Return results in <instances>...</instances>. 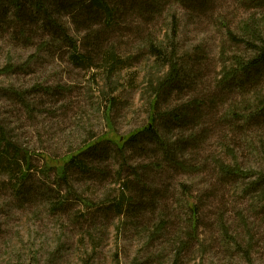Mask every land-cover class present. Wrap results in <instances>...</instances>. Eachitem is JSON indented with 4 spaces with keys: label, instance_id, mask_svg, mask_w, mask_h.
I'll return each instance as SVG.
<instances>
[{
    "label": "rangeland",
    "instance_id": "obj_1",
    "mask_svg": "<svg viewBox=\"0 0 264 264\" xmlns=\"http://www.w3.org/2000/svg\"><path fill=\"white\" fill-rule=\"evenodd\" d=\"M111 1L114 24L103 17L88 29L61 14L76 51L42 49L40 23L18 27L11 13L0 23V70L15 66L0 74V143L10 144L0 147V264H264V189L219 166L235 164L236 153L243 172L264 169L246 143L262 149L264 128L236 129L229 119L264 85L246 98L221 86L249 55L247 43L264 40V2ZM173 63L183 82L165 88ZM180 110L187 120L170 124ZM153 116L172 161L145 140L80 156L64 177L47 165ZM123 190L152 206L120 216L113 204Z\"/></svg>",
    "mask_w": 264,
    "mask_h": 264
},
{
    "label": "trees",
    "instance_id": "obj_2",
    "mask_svg": "<svg viewBox=\"0 0 264 264\" xmlns=\"http://www.w3.org/2000/svg\"><path fill=\"white\" fill-rule=\"evenodd\" d=\"M185 2L186 0H180ZM196 3L198 0H187ZM264 2V0H252V2ZM117 8L114 2L111 0H0V23L3 26L5 19L10 15V20L15 22L18 27L20 23L29 21L30 23H40V30L43 32L41 48H48L49 46H55L56 44H66L68 47L77 50V42L69 34L66 27L61 23V14L65 13L66 16L72 18L74 23L82 21L88 29H91L96 22L100 21V18L107 19L108 24L115 23ZM26 17V18H25ZM22 31L26 35L27 31L22 26ZM18 32V31H17ZM247 49L249 55L245 58L239 59L237 65L230 69L223 77L221 86L223 91H235L240 97L246 98L248 94L257 91L264 85V40L247 43ZM77 59L82 57L74 55ZM173 57V55H171ZM15 66L8 65L0 70V74H9L13 72ZM182 69L179 64L173 63L171 65V73L164 81V87H175L183 82ZM163 88V89H165ZM256 101L252 102L247 100L243 102L242 108H236L229 115L231 123L236 129L250 128L252 126L260 125V129L264 128V95L259 94L258 97H254ZM157 96L151 104L153 112L157 106ZM188 118L187 112L174 111L169 115L170 124H183ZM156 117H151L150 123L125 137H118L117 135L105 134L98 140L89 143L76 155L71 154L65 156L61 161L54 162L52 160L47 161V165L58 171V174L64 177L67 174L69 168H80L82 162L80 156H88L89 158H98L104 153V146L112 147L115 152L124 153L128 146L135 144L136 146L150 140L157 145L161 153L166 157H170L169 161L173 159V152L169 151L172 147L166 143V136L159 133L156 129ZM166 124V123H165ZM164 124V125H165ZM166 126V125H165ZM247 145L254 151L253 154L264 157V143L262 149L258 147L255 140L246 139ZM169 145V146H168ZM4 147V150L9 149V143L2 141L0 147ZM175 151H180L177 149ZM235 164L227 165L224 162L219 166L225 170V174L243 176L253 178L252 186L260 191V188L264 189V169L260 167H250L245 172L242 171L244 167L236 153H234ZM60 161V162H61ZM264 162V159H263ZM263 166V165H262ZM25 176H27L25 174ZM127 182V183H126ZM124 182V189H129V181ZM22 184L18 185L17 190L21 191ZM117 202L113 204V208L120 216L128 213L130 215H136L138 212L152 206L153 202H144L143 193L136 196L132 195L131 199L127 197V191L123 190ZM195 204L190 202L186 206L190 210L191 214L188 220V230L190 233H195L198 226L197 222L199 217L195 213ZM227 229V228H226Z\"/></svg>",
    "mask_w": 264,
    "mask_h": 264
}]
</instances>
